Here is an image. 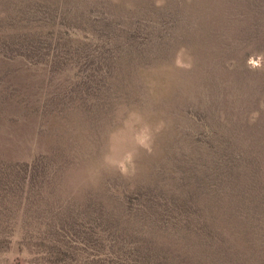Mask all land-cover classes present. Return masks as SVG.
<instances>
[{
  "label": "rangeland",
  "instance_id": "rangeland-1",
  "mask_svg": "<svg viewBox=\"0 0 264 264\" xmlns=\"http://www.w3.org/2000/svg\"><path fill=\"white\" fill-rule=\"evenodd\" d=\"M0 264H264V0H0Z\"/></svg>",
  "mask_w": 264,
  "mask_h": 264
}]
</instances>
